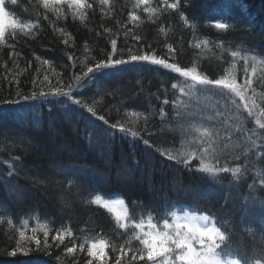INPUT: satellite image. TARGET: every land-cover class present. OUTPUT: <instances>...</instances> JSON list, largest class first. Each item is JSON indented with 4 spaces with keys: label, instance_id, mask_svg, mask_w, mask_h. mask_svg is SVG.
<instances>
[{
    "label": "trees",
    "instance_id": "obj_1",
    "mask_svg": "<svg viewBox=\"0 0 264 264\" xmlns=\"http://www.w3.org/2000/svg\"><path fill=\"white\" fill-rule=\"evenodd\" d=\"M4 6L0 264H154L143 242L159 246L184 212L213 221L241 264H264V0ZM132 55L191 74L132 61L77 87ZM217 80L237 88L206 86Z\"/></svg>",
    "mask_w": 264,
    "mask_h": 264
},
{
    "label": "snow or ice",
    "instance_id": "obj_2",
    "mask_svg": "<svg viewBox=\"0 0 264 264\" xmlns=\"http://www.w3.org/2000/svg\"><path fill=\"white\" fill-rule=\"evenodd\" d=\"M15 3V0H12ZM79 3V0H77ZM5 0H0V17L6 16L7 13L5 12ZM170 7H176V5H169ZM135 19V17H133ZM214 27L216 29H226L228 27L227 24L223 22L215 23ZM4 37V29L0 27V39ZM113 50L115 51L116 42L113 41ZM132 61H150L154 64L163 65L165 68H170L175 72L180 73L182 76H189L191 73L190 71H182L179 67L175 64H167L162 59H157L155 56L151 55H132L130 56L128 61L123 59H112L110 58L108 62H100L95 65V67H89L86 72L83 73V76H76L75 80L77 82L78 88H83L87 86V84L93 80L96 75L103 74L106 69L115 68L116 66L129 63ZM192 79H196V77H192ZM203 83H210L211 81H201ZM216 84L224 83L222 81H215ZM225 88H231L236 90L237 86L233 82L231 84H224ZM56 95H64L71 99L70 93H61L57 91ZM41 96L47 95L44 92L40 93ZM25 99H29V97H25ZM12 103H16V101H12ZM79 103V101H77ZM103 119V117H100ZM107 122V121H105ZM121 131H126L123 127L120 129ZM133 136L136 133H132ZM147 143V141H145ZM211 171V169H209ZM227 171V169H225ZM207 219V217H203ZM188 228L187 232H181L178 230L176 232L175 238H171L168 236H164L161 238L159 246L154 244H150L148 241H144L143 243L147 246V259L149 261H153L154 264H241V261L238 256H235L232 249L229 247H222L225 243L226 236L221 229L217 227H201V226H191L189 227L187 224L184 226ZM177 228L179 229L180 226L178 225ZM20 235L23 237L24 233L21 232ZM54 237L53 239H56ZM60 239H63L60 237ZM171 242L175 248L170 246H166L168 242ZM194 242L200 245V248L197 249L194 247ZM39 244V241H36ZM45 246H47L45 242ZM18 250H22L19 249ZM67 251L71 253L73 248H68ZM16 252L10 253V255H15ZM27 254V253H25ZM89 256H93L94 252L92 249H89L88 252ZM157 257H163V261H157ZM136 257L133 256V259ZM143 259V256L140 257ZM244 264H252L251 261H245ZM255 264H262L260 259L255 260Z\"/></svg>",
    "mask_w": 264,
    "mask_h": 264
},
{
    "label": "rangeland",
    "instance_id": "obj_3",
    "mask_svg": "<svg viewBox=\"0 0 264 264\" xmlns=\"http://www.w3.org/2000/svg\"><path fill=\"white\" fill-rule=\"evenodd\" d=\"M6 1H8V0H5V2ZM5 18H6V16L0 17V27H4L7 24V21L5 20ZM195 82L201 83V81L199 79H195ZM206 86L211 88V89L218 90V91H219V89H222L227 94V91L223 87V84L206 85ZM224 91H222V92L224 93ZM114 203H116V202H114ZM117 209L120 210V212H121V209H122L121 204L119 206V203H117ZM115 212L119 214V211L116 210ZM203 217H205V216L194 215V214H190L187 212L180 213L179 216L173 218L171 223H167V224L162 226V232L168 233V235L165 234L168 237L175 238L176 232L178 230H180L181 232H187L188 231V228L184 227L186 224L189 227H191V226L215 227L213 221L209 220L208 218L204 219ZM178 225L180 226L179 229L177 228ZM148 235L150 237V241L157 238L156 236H154L156 234H154L152 231H149V230H148ZM158 238L161 239L160 236H158ZM153 242H155V241L153 240ZM159 243H160V240H159ZM154 245L157 246L158 244L155 243ZM171 247L175 248V246L172 244H171ZM194 247L199 249L200 245L196 244L194 242Z\"/></svg>",
    "mask_w": 264,
    "mask_h": 264
}]
</instances>
